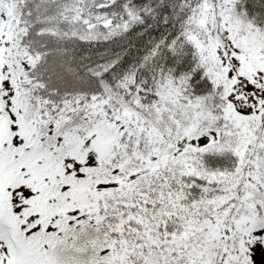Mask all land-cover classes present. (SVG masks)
<instances>
[{"label":"snow or ice","instance_id":"snow-or-ice-1","mask_svg":"<svg viewBox=\"0 0 264 264\" xmlns=\"http://www.w3.org/2000/svg\"><path fill=\"white\" fill-rule=\"evenodd\" d=\"M0 264H264V0H0Z\"/></svg>","mask_w":264,"mask_h":264}]
</instances>
